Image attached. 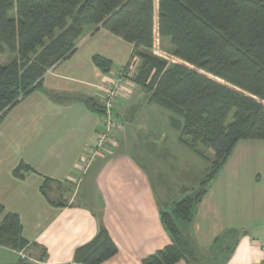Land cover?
I'll return each instance as SVG.
<instances>
[{
    "label": "crops",
    "instance_id": "obj_1",
    "mask_svg": "<svg viewBox=\"0 0 264 264\" xmlns=\"http://www.w3.org/2000/svg\"><path fill=\"white\" fill-rule=\"evenodd\" d=\"M133 50L102 27L86 28L74 53L1 122L0 222L6 214L18 215L27 245L21 251L0 245V264H20L21 253L34 256V262L26 261L32 264H79L76 251L97 236L101 224L118 248L102 264H143L172 244L160 212L171 209L183 189L197 190L210 162L181 143L172 114L149 104L132 82L135 93L125 95L123 85L118 104V111L126 110L137 97L126 111L129 119H123L112 156L80 192V202L59 206L42 192L46 179L65 184L72 177L103 124L87 102L102 105L104 88L128 65ZM95 56L111 62L107 73L95 65ZM22 164L31 170L19 178L15 171ZM190 234L203 255L201 264H261L264 141L238 142L198 205Z\"/></svg>",
    "mask_w": 264,
    "mask_h": 264
},
{
    "label": "trees",
    "instance_id": "obj_2",
    "mask_svg": "<svg viewBox=\"0 0 264 264\" xmlns=\"http://www.w3.org/2000/svg\"><path fill=\"white\" fill-rule=\"evenodd\" d=\"M88 27H102L134 45L122 69L127 78L143 89L149 104L172 114L181 143L210 162L197 190L183 189L171 209L161 210L172 244L143 264H201L190 234L198 205L238 142L264 141V0H0V57L15 56L0 62V124L49 70L74 53ZM157 27L180 63L153 53ZM93 61L105 73L111 68L103 57ZM87 103L104 114L94 100ZM23 165L15 171L19 178L31 170ZM51 184L46 179L42 192L52 201ZM54 203L66 206L62 199ZM4 211L0 204V217ZM0 245L26 247L18 215L6 214L0 222ZM117 254L101 224L97 236L76 251L75 262L102 264Z\"/></svg>",
    "mask_w": 264,
    "mask_h": 264
},
{
    "label": "rangeland",
    "instance_id": "obj_3",
    "mask_svg": "<svg viewBox=\"0 0 264 264\" xmlns=\"http://www.w3.org/2000/svg\"><path fill=\"white\" fill-rule=\"evenodd\" d=\"M14 15H15V12H14ZM153 53L159 57L164 58L170 63H180V61L177 60L172 54L173 48L171 44L168 41H161L159 37L156 38V43L154 46ZM14 58H15L14 55H11L10 53L5 52L3 55H1L0 62L1 64L6 65L10 63ZM121 72L124 77L122 84L125 85L127 88L125 95L127 96L129 95L130 97L135 93V91L133 90L137 86L136 87L132 86L133 89L130 90L129 87H130L131 80L129 79H131V77L128 79L127 72L123 70ZM138 88H140L138 91L140 92V94H142V92H144L143 89L141 87H138ZM122 89H121L119 96L117 97L115 101L114 110H113V121L112 122L115 125H113L111 129H108V126H107L108 124L104 120L103 114L101 115L102 120H103L102 127L98 135L96 136V139L87 148L78 166L76 167L72 177L65 184H51L48 187L47 193H48V196L52 200L56 201L57 199H62L66 203H76L77 201L80 202V199H79L80 192L85 191L86 186L92 181H95L93 179L96 177V175L99 174L100 170L104 167V163H106V159L112 156L111 147L115 145L117 133L123 131V126L125 125L123 121L129 119L127 116H125L126 111L134 105V102L137 99V97L135 96L136 98L133 101L128 102L130 104L129 107H124V109L126 110L118 111L119 100L123 96ZM101 106H103V103ZM25 255L28 256L30 259L37 260L34 256L30 254L25 253Z\"/></svg>",
    "mask_w": 264,
    "mask_h": 264
},
{
    "label": "built area",
    "instance_id": "obj_4",
    "mask_svg": "<svg viewBox=\"0 0 264 264\" xmlns=\"http://www.w3.org/2000/svg\"><path fill=\"white\" fill-rule=\"evenodd\" d=\"M52 69L47 72V74L51 73ZM124 80L122 72L118 74V76L111 82V84L107 87L104 88L105 91V98L103 101V108H104V120L108 124V129H111L113 125H115L113 121V110H114V105L117 97L119 96L121 89H122V82ZM105 138V137H104ZM261 251L264 254V239L261 241ZM21 258L22 261H28V262H34L33 259H30L28 256L25 254L21 253ZM261 264H264V258L261 262Z\"/></svg>",
    "mask_w": 264,
    "mask_h": 264
}]
</instances>
